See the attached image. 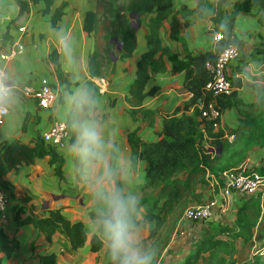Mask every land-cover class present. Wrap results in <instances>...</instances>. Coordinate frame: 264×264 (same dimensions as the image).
Listing matches in <instances>:
<instances>
[{"label": "crops", "instance_id": "0c3cea01", "mask_svg": "<svg viewBox=\"0 0 264 264\" xmlns=\"http://www.w3.org/2000/svg\"><path fill=\"white\" fill-rule=\"evenodd\" d=\"M242 1L235 0L233 4V0H172V13L162 22L160 38L162 45L171 49L173 57L165 58L167 70L150 72L144 87L148 93L142 101V107L154 111L153 121H150L141 110L135 109L131 104L129 87L136 75V62L147 48V22L152 13L133 16L135 23H131L136 28L137 43L132 54L122 58L114 57L110 64L111 72L106 73V68L102 65L101 75L92 76L89 56L94 50L96 35L93 30L84 29V19L87 11L96 9V0H53L47 11L44 10L45 0H0V54L15 50L7 58L0 56V67L11 77L10 82L15 84L19 96L15 111L10 110L0 129V162L3 161L4 142L17 139L32 145L52 122H67L70 93H79L81 89H86V85L94 90L97 87L96 109L102 115L106 131L115 137L121 149L138 161L130 176V183L135 193L144 194L147 189L142 188L146 182V161L133 153L128 133L135 132L144 142L156 141L160 137L166 116L174 112L193 114L195 110L198 111L193 105L203 100L202 97H198L188 106L185 105L192 93L184 88L186 71L183 60L188 53L215 52L217 42L213 36L219 23L213 21V16L229 15L236 4ZM62 3L63 13L54 24L52 14ZM181 8H184L183 13H177ZM259 14L260 11L255 9H241L231 20L233 36L238 39L235 43L245 53L257 48L263 49L258 47L260 43L264 44V26L257 19ZM174 16L180 20L178 40L170 36V22ZM21 26L25 27L24 30L20 29ZM61 29L75 37L74 63L65 59L59 47L57 33ZM16 42L22 44L21 50H17ZM176 62L177 68L174 69ZM57 70L61 72L64 80L60 81ZM228 70L232 74L231 78L240 80L238 86L234 84L240 103L237 105L238 110L222 109L219 130H223V134L240 124V116L244 115L249 104L258 101L264 107V56L250 60L242 71L233 73L229 64ZM41 78H47L56 88L57 99L52 107L39 106L35 99L24 95L21 90L20 86L23 84L39 87ZM152 87H155L154 91L149 93ZM195 113L199 118L198 113ZM208 134L213 136L208 144H217L214 141L215 135ZM70 143L72 142H64L62 146L55 148L63 158V177L56 172L57 163L52 162L48 154L37 157L31 163L20 162L3 175L11 187L10 193H7L6 218L5 221L0 219V226L8 236L15 237L18 241V246L10 255L0 253L3 264H41V254H54L53 264H106L108 261L102 244L97 251H92L87 239L83 245L72 248L69 239L59 228L48 238L32 223L18 224L14 219V206L17 204L24 205L22 216H47L50 210L58 208L72 221L81 220L88 238L91 236L87 223L92 211L91 196L77 183L78 171L74 172L75 162L65 149V145ZM257 147L258 155L251 156L250 152ZM249 163L258 167L264 165L263 144L253 145L240 164L250 166ZM210 173L212 172L206 169L203 176L205 187L202 189L204 199L200 201L213 195V189L207 182V175ZM225 211L232 213L234 220L236 202L230 204ZM261 216L262 214L254 227L252 238L246 243L253 240ZM258 261L264 262V254L259 256Z\"/></svg>", "mask_w": 264, "mask_h": 264}, {"label": "trees", "instance_id": "16d2710c", "mask_svg": "<svg viewBox=\"0 0 264 264\" xmlns=\"http://www.w3.org/2000/svg\"><path fill=\"white\" fill-rule=\"evenodd\" d=\"M37 1V0H34ZM201 2V0H199ZM53 0H45L47 11ZM59 5L52 14V23L63 13ZM119 5L113 0H99L95 10L86 12L84 19V29L95 32L94 50L89 56V68L92 76H99L102 73L101 67L104 65L106 57L110 58L109 40L116 38L120 43V56L125 57L132 54L136 43V28L122 14L118 13ZM255 9L260 11L259 22L264 26V0H243L236 4L234 10L229 15L216 14L213 21L219 23L218 30L223 28L222 20L227 23L224 29V38L220 46L228 42H236L233 36L232 19L239 10ZM184 8L177 13H183ZM127 11L142 15L152 13L147 25L149 28L146 34V50L143 51L137 62L135 78L129 87L130 102L135 109L141 110L150 121H153L154 111L143 108L142 101L148 93L144 90L145 84L150 77V72H162L167 70L165 58L173 57L172 51L168 46H163L160 38V27L163 20L172 13V0H128ZM135 16V15H133ZM187 22V19H185ZM180 20L173 17L170 22V36L174 39H180L179 35ZM216 31V30H215ZM264 51L254 49L245 53L239 49V53L229 61V66L233 73L242 71L244 67L254 58H262ZM215 52H197L188 53L183 60L185 66L184 88L192 93L188 106L194 103L198 97L207 100L212 97L211 93L204 90L205 83L210 79V71L206 68V60H213ZM57 63V60H55ZM180 64V63H179ZM177 68V62L174 69ZM60 81L64 80L62 74L57 70ZM236 86L240 84L239 79L231 78ZM93 86V84H92ZM155 87L149 90L154 91ZM90 92L93 88L84 91ZM97 93L98 88L95 90ZM221 109L234 108L238 110L240 103L238 92L233 90L229 95L217 96ZM134 109V110H135ZM198 113L199 111L195 110ZM187 114L185 112L176 114V112L166 116L163 120V127L160 131V137L156 141H141L136 133L130 131L128 140L132 146L133 153L146 161V182L142 188L150 184L157 185V192L153 196H142L140 198L143 205H147L148 218L155 222L154 230L147 235L145 240L153 238L157 232V227L164 223L168 214L173 212L177 204L182 208L186 198L194 194V190L200 182L204 183V174L206 169L212 173L224 170L231 166H237L242 163L253 145H262L264 143V107L262 102H254L247 106L244 115L240 116V124L228 133H233L234 138L228 140L222 138L223 130L217 133L211 132V122L205 124L208 133L215 135V142L220 149L216 153L206 152L202 141L201 128L202 119L197 118L196 113ZM76 117L69 112L67 118L68 134L64 142H73L75 134L73 132V121ZM222 136V137H221ZM48 154L52 162L57 163L55 170L60 177H63L61 171L62 156L58 154L55 147L47 146L41 137H37L32 145L20 142L17 139L4 142L2 159L0 162V185L6 193H10V182L3 175L20 162L31 163L37 157ZM79 166L76 165L78 171ZM264 172V168H255ZM78 173V172H77ZM197 195V194H195ZM236 217L232 226H223L226 231L231 230L236 238H241L243 242H248L253 236L254 227L261 215L262 199L260 191L239 197L236 201ZM23 204L14 206V219L18 224L32 223L50 238L56 229H60L69 239L72 248H77L85 243L87 239L90 242V249L97 251L101 242L96 236L89 238L84 230V224L81 220L72 221L67 218L60 209L50 210L49 215L34 217L31 215L22 216ZM90 211L89 214H91ZM218 225V224H217ZM221 227V226H220ZM161 235H158V237ZM155 244L151 243L150 246ZM18 246L15 237L8 236L0 226V253L10 255ZM224 249L229 252L234 251V244L231 240L217 238L214 235L207 234L201 238L194 247V250L177 262L176 264H193L200 258L206 256H215L218 250ZM208 253L204 255V253ZM54 254H41V264H53ZM223 257L216 256V261L223 262ZM0 264H3L0 256ZM109 264V261L108 263ZM229 264H233L230 262ZM240 264H247L246 261Z\"/></svg>", "mask_w": 264, "mask_h": 264}, {"label": "clouds", "instance_id": "9594fccd", "mask_svg": "<svg viewBox=\"0 0 264 264\" xmlns=\"http://www.w3.org/2000/svg\"><path fill=\"white\" fill-rule=\"evenodd\" d=\"M222 25L221 39L228 26L225 20ZM57 37L65 59L74 63L75 37L63 29ZM10 81L11 77L0 67V119L7 117L10 110L15 111L19 103L15 85ZM68 105L69 112L76 117L72 129L75 139L65 149L75 162V173V165L79 166L77 183L91 196L89 233L101 242L109 264H158L156 248L145 243L155 222L148 218L146 206L130 183L138 161L106 131L96 109L94 89L70 93Z\"/></svg>", "mask_w": 264, "mask_h": 264}, {"label": "built area", "instance_id": "2783aa9c", "mask_svg": "<svg viewBox=\"0 0 264 264\" xmlns=\"http://www.w3.org/2000/svg\"><path fill=\"white\" fill-rule=\"evenodd\" d=\"M24 26L20 29L24 30ZM216 44L215 57L213 60H206L205 66L210 71V79L205 83L204 90L211 93L212 97L207 100L196 102L193 107H197L199 118L202 119L201 127L205 135L203 136V146L206 152L216 153L218 144H208L213 136L209 135L205 129V124L211 122V132L217 133L220 127V116L222 109L218 103L217 96L229 95L236 88L228 70L229 61L239 53V46L235 42H228L220 46L221 37L219 31L214 32L213 36ZM224 38V36H223ZM17 50H21L22 44L16 42ZM15 52L1 53L2 58H7ZM15 85V84H14ZM24 95L32 97L37 104L42 107L54 106L57 99L56 88L47 78H41L39 87L23 84L20 86ZM5 117L0 119V129L4 124ZM68 134L67 122L56 120L43 130L40 134L43 142L47 146L57 148L64 144V138ZM223 136L229 140L234 138L233 133H225ZM199 140L200 141H202ZM208 185L213 189L211 198L200 202H193L184 209V216L187 220H197L198 222L208 221L217 210L224 212L230 204L239 197L254 194L258 191H264V172L251 166L240 164L231 166L217 173L207 175ZM6 200L7 193L0 185V219L6 218Z\"/></svg>", "mask_w": 264, "mask_h": 264}, {"label": "rangeland", "instance_id": "374dc122", "mask_svg": "<svg viewBox=\"0 0 264 264\" xmlns=\"http://www.w3.org/2000/svg\"><path fill=\"white\" fill-rule=\"evenodd\" d=\"M99 0H96V6ZM118 5V13L135 23V18L127 11L128 0H113ZM144 16V15H143ZM141 20V17H140ZM237 39V38H236ZM238 40V39H237ZM109 52L110 58L106 57L104 60V66L106 73L111 72L110 64L114 57L122 58L120 56V44L118 40H109ZM258 47L263 48L264 44L260 43ZM233 139V138H232ZM264 145V143H263ZM258 146V145H256ZM253 149V148H252ZM251 156L258 155V147L254 148ZM250 164V163H249ZM249 166V165H248ZM253 168H258L255 164H250ZM264 168V165L259 168ZM217 173V172H216ZM204 183L200 182L197 188L194 190V194H190L186 198V202L182 208L177 204L173 208V212L168 214L164 220V223L157 227V232L150 240H145V243L150 246L151 243L155 244L153 247L157 250L158 264H175L178 261L185 258L189 252L194 250L195 244L203 238L205 235H214L217 238H225L231 240L234 244V251L229 252L224 249L218 250L215 256H206L200 258L193 264H240L246 261L247 264H262L264 262L258 261L259 256L264 254V191H261L262 199V216L254 233V238L250 243H244L241 238H236L232 231H226L223 226H232L233 215L228 211L221 212L217 210L212 216V219L208 221L198 222L197 220H187L184 216V209L187 205L204 199L202 189H204ZM157 185L150 184L147 186L144 194H139V198L142 196H153L157 192ZM197 194V195H195ZM146 209H147V205ZM218 224V225H217ZM221 226V227H220ZM158 235H161L158 237ZM261 252H263L261 254ZM208 253H204L207 255ZM216 256L223 257V262L216 261ZM108 261L106 262V264Z\"/></svg>", "mask_w": 264, "mask_h": 264}, {"label": "water", "instance_id": "95a60500", "mask_svg": "<svg viewBox=\"0 0 264 264\" xmlns=\"http://www.w3.org/2000/svg\"><path fill=\"white\" fill-rule=\"evenodd\" d=\"M130 15L131 16H133V15H135V16H137V14H134L133 12H130ZM131 25H132V23H131ZM133 26V25H132ZM111 40H117L115 37L114 38H112ZM119 44H120V46H121V43L119 42ZM220 149V147L218 146V150Z\"/></svg>", "mask_w": 264, "mask_h": 264}]
</instances>
